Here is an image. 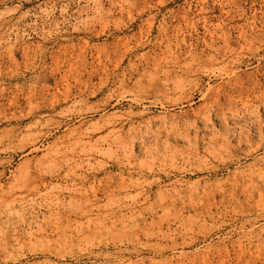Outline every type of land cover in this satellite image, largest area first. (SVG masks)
Wrapping results in <instances>:
<instances>
[{
  "label": "rangeland",
  "instance_id": "374dc122",
  "mask_svg": "<svg viewBox=\"0 0 264 264\" xmlns=\"http://www.w3.org/2000/svg\"><path fill=\"white\" fill-rule=\"evenodd\" d=\"M0 264H264V0H0Z\"/></svg>",
  "mask_w": 264,
  "mask_h": 264
}]
</instances>
